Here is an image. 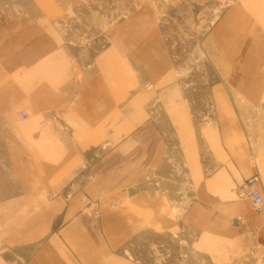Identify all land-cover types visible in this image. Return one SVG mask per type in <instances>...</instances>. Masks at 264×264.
<instances>
[{
  "label": "crops",
  "instance_id": "1",
  "mask_svg": "<svg viewBox=\"0 0 264 264\" xmlns=\"http://www.w3.org/2000/svg\"><path fill=\"white\" fill-rule=\"evenodd\" d=\"M47 2L0 13V264H264V208L238 193L257 176L264 195V0H230L200 40L215 71L202 160L150 17L129 13L86 57L64 0ZM180 168L199 199L173 213Z\"/></svg>",
  "mask_w": 264,
  "mask_h": 264
},
{
  "label": "rangeland",
  "instance_id": "2",
  "mask_svg": "<svg viewBox=\"0 0 264 264\" xmlns=\"http://www.w3.org/2000/svg\"><path fill=\"white\" fill-rule=\"evenodd\" d=\"M47 1L51 0H0V13L13 15L35 8L46 10ZM52 1L55 3V0ZM229 1L64 0L61 8L55 3L57 6L55 12L58 11L60 16L57 21L66 41L78 49L84 48L86 57L93 55L101 45L103 46L106 29L114 24L117 26L122 24L129 13H137L138 17L142 15L150 17L145 24L151 22L150 25L158 28L162 34V42L168 48L165 75L170 81L166 86H173L172 89L179 98L175 105L180 110L177 122L180 121L178 124L182 142L185 139L183 135L185 132L191 131L193 136L195 134L197 160H202L205 157L203 146L205 122H211L215 108V99L211 97L210 92L215 71L204 53L200 40L207 26ZM88 11L95 12L100 17H86ZM113 15L116 17L113 18ZM135 20L141 21L140 18ZM165 134L167 135L166 132ZM182 153L188 156V151L180 152V156ZM179 175L183 194H168L173 204V213L181 211L180 209L199 199V196L189 193L188 181L185 180L182 169Z\"/></svg>",
  "mask_w": 264,
  "mask_h": 264
},
{
  "label": "built area",
  "instance_id": "3",
  "mask_svg": "<svg viewBox=\"0 0 264 264\" xmlns=\"http://www.w3.org/2000/svg\"><path fill=\"white\" fill-rule=\"evenodd\" d=\"M257 179H258L257 176H252L248 178L245 181V184L238 189V193L240 196H245L249 198L256 210H261L264 208V195L260 193L256 188ZM91 207H92V202H87L83 211L89 209L91 215L97 216V212L93 211ZM81 212H79L78 215Z\"/></svg>",
  "mask_w": 264,
  "mask_h": 264
}]
</instances>
